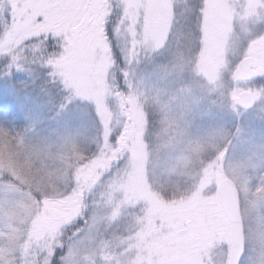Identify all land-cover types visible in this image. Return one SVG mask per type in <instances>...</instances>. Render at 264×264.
Returning <instances> with one entry per match:
<instances>
[{
  "label": "snow or ice",
  "instance_id": "6c2138e0",
  "mask_svg": "<svg viewBox=\"0 0 264 264\" xmlns=\"http://www.w3.org/2000/svg\"><path fill=\"white\" fill-rule=\"evenodd\" d=\"M216 6L0 0V264H264V142L242 123L264 141V0H227L228 43L209 31ZM189 71L199 94L162 87ZM178 173L159 203L151 177Z\"/></svg>",
  "mask_w": 264,
  "mask_h": 264
},
{
  "label": "rangeland",
  "instance_id": "374dc122",
  "mask_svg": "<svg viewBox=\"0 0 264 264\" xmlns=\"http://www.w3.org/2000/svg\"><path fill=\"white\" fill-rule=\"evenodd\" d=\"M227 0H214V3L217 5L211 12L210 18H209V31L210 34L214 35L215 37L219 38L223 36L225 38V42L228 43L227 41V31L234 30L236 32L239 31V16L240 12L239 10H234L236 13V20L235 23L233 24V15L232 12H230L226 7L223 5L226 4ZM245 0H236V3L242 4L244 3ZM227 19L228 21V27L227 31L225 29V20ZM185 56H188L190 58V49L187 45H185ZM228 56H231V46L229 43L228 47ZM168 57L162 56L160 58L162 63H167L168 62ZM219 59L218 54L216 51L212 48L209 49L207 56H206V63L208 66V69L211 70L216 64ZM207 84V79L202 76H197L195 73L189 71L185 77V79L178 81L175 85H162V87L166 88L169 95H175L176 94V89L178 87H191L193 89V92L195 94H199L201 91L200 86ZM163 100H168L169 96H165L162 94L161 97ZM187 100L184 101H174L172 104L173 112L178 113L181 110V103H187ZM9 103L8 98H7V93L0 92V105H7ZM238 124L241 123V120L237 118L236 121ZM202 122L200 120L196 121V125L199 126ZM245 131L250 132L255 136V142L257 144L264 142L261 141V134H262V124L259 121V119H255L251 123V127L249 128V117L245 116L242 121ZM229 127H231V121L229 120ZM167 124L164 122V117L157 112L153 116V123H152V132H153V137L152 139L156 140L158 139L161 143L163 142L164 138L166 137L165 129L167 128ZM242 154L241 151H237L236 155L240 156ZM231 156L232 153H229ZM186 175L184 173H178L174 177H162L159 175H155L151 177L152 181V188L154 189L152 195L156 198H158V202L163 204L164 203V198L168 197L173 191H180L182 190L181 184L182 181L186 179ZM254 183H258V181H254ZM119 210H117L118 212ZM262 212H264V209H258L257 210V215H260ZM111 231H118L122 232L118 228V226L113 227ZM213 238V230L212 227L210 226H204L200 233H199V239L201 242L204 241H210ZM177 255L180 258L183 259H190L191 258V248L188 246H183L180 247L176 250Z\"/></svg>",
  "mask_w": 264,
  "mask_h": 264
}]
</instances>
